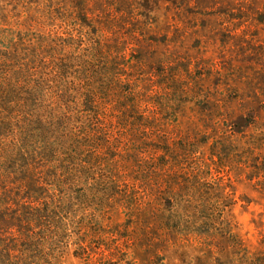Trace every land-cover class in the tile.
<instances>
[{
  "label": "rangeland",
  "instance_id": "1",
  "mask_svg": "<svg viewBox=\"0 0 264 264\" xmlns=\"http://www.w3.org/2000/svg\"><path fill=\"white\" fill-rule=\"evenodd\" d=\"M45 59L104 110L72 104L58 168L31 162L44 198L69 182L65 219L2 214V264H264V0H0L3 71ZM0 169V212L31 216Z\"/></svg>",
  "mask_w": 264,
  "mask_h": 264
},
{
  "label": "trees",
  "instance_id": "2",
  "mask_svg": "<svg viewBox=\"0 0 264 264\" xmlns=\"http://www.w3.org/2000/svg\"><path fill=\"white\" fill-rule=\"evenodd\" d=\"M81 21L83 20L81 19ZM71 64L72 62L63 64L62 61L45 59L40 64L42 73H38L36 76L28 75L22 67L3 71L0 66V162L3 160L15 167L14 172L5 169V174L2 176H12V178L17 176L16 186L19 185L24 190V194L28 193L32 196V209L36 211L32 212L31 216L28 213L20 215L9 212L6 215L5 212H0V219H2V214L7 222H16L21 218L27 224L28 221L32 222L35 219L34 221L40 223V229L44 231L42 233H45V230L49 233L50 226L56 220L64 221L65 218L59 219V214L63 213L64 202L69 198L65 190L71 189L68 181L62 182L56 188L57 193L53 197L44 198L41 191L34 189V185L38 183L37 189L42 190L53 176L45 174L41 183L38 182L31 176L35 166L31 162L37 160L41 155L42 158L49 161H46L48 166L58 168L59 161L54 164L51 155L55 148L65 149L67 147L72 120V104L78 101L83 113L88 116H100L101 111L104 110L100 103L104 99H100L96 93L90 94V90L94 88L92 84L86 85L88 87L82 91L73 88H68L67 91L60 89L62 82H66V85L78 84L77 81H68L70 80L68 67ZM47 71L48 73H46ZM98 86L94 90L97 91ZM97 100L99 101L97 102ZM50 140L55 141L51 143ZM19 170H22L23 173L21 174ZM62 170L65 171V169ZM18 177L20 178L18 179ZM9 194L14 199V194ZM10 197H6L2 201L7 202ZM16 198L21 199V196H16ZM17 214L19 215L16 216ZM39 233L24 232L25 237H18V239L20 238L23 244L29 243V245L22 247L21 244L19 246L15 242L11 244V249L22 247L24 252H36L40 247L34 243H37V239L44 240ZM0 246L3 245L0 244ZM0 255L4 257L1 251ZM3 257L0 258V264H2Z\"/></svg>",
  "mask_w": 264,
  "mask_h": 264
}]
</instances>
